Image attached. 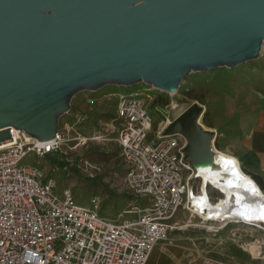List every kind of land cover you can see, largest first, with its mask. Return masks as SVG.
Wrapping results in <instances>:
<instances>
[{
	"label": "water",
	"instance_id": "1",
	"mask_svg": "<svg viewBox=\"0 0 264 264\" xmlns=\"http://www.w3.org/2000/svg\"><path fill=\"white\" fill-rule=\"evenodd\" d=\"M263 46L264 0H0V145L11 128L54 139L83 91L175 93L191 73L257 60ZM205 112L195 101L163 131L186 138L195 166L214 163Z\"/></svg>",
	"mask_w": 264,
	"mask_h": 264
},
{
	"label": "built area",
	"instance_id": "2",
	"mask_svg": "<svg viewBox=\"0 0 264 264\" xmlns=\"http://www.w3.org/2000/svg\"><path fill=\"white\" fill-rule=\"evenodd\" d=\"M152 88L118 91L114 116L100 121L89 137H77L83 144L113 142L121 148L129 208L116 219L103 214L98 196L82 205L70 188L58 194L55 180L45 179L38 166L23 163L29 154L44 156L64 145L69 127L60 128L51 142L15 140L14 131L19 130L11 128L13 140L0 147V264H146L156 245L169 239L178 228L176 220L171 221L181 209L195 208L194 200L202 192L200 166L186 158L183 135L163 134L169 118L150 139L154 117L146 100ZM165 106L155 109L163 113ZM86 119L84 113H75L77 125ZM210 188L224 195L209 184L208 203L219 198ZM224 210L216 212V221L209 220L215 232L230 224H264L228 217ZM200 264L233 263L206 254Z\"/></svg>",
	"mask_w": 264,
	"mask_h": 264
},
{
	"label": "rangeland",
	"instance_id": "3",
	"mask_svg": "<svg viewBox=\"0 0 264 264\" xmlns=\"http://www.w3.org/2000/svg\"><path fill=\"white\" fill-rule=\"evenodd\" d=\"M146 87L145 83L128 87L107 85L97 92L79 93L73 98L69 113L60 120L62 129L69 127V131L65 129L68 133V141L63 145L66 151L64 155L70 161L68 168L52 166L45 155L29 154L23 163L38 166L45 179L55 180L58 194L64 188H70L77 202L86 206L90 204L92 197L98 196L102 201L103 214L113 219L118 218L121 211L129 208V203L124 196L125 169L117 144L106 142L96 146L97 143L91 141L83 144L77 137L79 133L84 137L92 134L96 127L91 119L93 115L101 118L105 114L112 115L115 112L117 98L114 94L118 91L131 92ZM187 91L189 95L186 94ZM262 93H264V48L257 60L234 68L219 67L211 71L191 73L175 93H165L152 88L147 92L151 98L146 100L149 111L154 117L150 139L162 129L164 122L168 120L166 118L173 120L197 101L206 110L205 115L200 119L202 125L216 133L215 145L217 141L219 143L216 147L238 157L242 169L246 171L247 164L240 155L242 152L232 146V141L239 135L247 112L255 106ZM161 94L169 99L163 113L155 109L158 105L156 103L161 101L159 97ZM76 112L84 113L91 121L77 125ZM104 119L100 121L104 122L106 120ZM210 191L214 197H219L215 206L218 207L224 195L221 197L217 190L211 188ZM174 220L178 228L170 232L167 241L156 245L146 264H200L206 254L228 257L224 253L231 247L233 237L231 227L227 226L215 232L204 227L199 217L192 218L191 213L185 209H181L171 222Z\"/></svg>",
	"mask_w": 264,
	"mask_h": 264
},
{
	"label": "bare ground",
	"instance_id": "4",
	"mask_svg": "<svg viewBox=\"0 0 264 264\" xmlns=\"http://www.w3.org/2000/svg\"><path fill=\"white\" fill-rule=\"evenodd\" d=\"M14 137L15 140H18L19 137H22L23 140H31L30 136L20 131H14ZM9 144L10 142L1 144L0 147H6ZM214 151V163L198 167L202 192L194 200L195 208L189 211L191 217H199L202 220L201 223L205 225L204 227L213 230H215L214 221L216 219L212 218L215 217L216 212L223 213V209H225L224 213L229 212L228 217H240L248 221H264V195L259 185L242 169L240 161L235 155L217 147L214 148ZM208 184L224 193V199L218 207L215 206L219 198L214 203L207 202L206 186ZM232 206L233 208L230 209ZM205 207H208L209 211L203 210Z\"/></svg>",
	"mask_w": 264,
	"mask_h": 264
},
{
	"label": "crops",
	"instance_id": "5",
	"mask_svg": "<svg viewBox=\"0 0 264 264\" xmlns=\"http://www.w3.org/2000/svg\"><path fill=\"white\" fill-rule=\"evenodd\" d=\"M247 113L232 146L242 152L240 155L247 164L244 171L253 179L255 176L259 177L264 183V93ZM260 189L264 195V188ZM229 227L233 236L231 247L224 253L228 257H220L228 258L233 264H264V224H230Z\"/></svg>",
	"mask_w": 264,
	"mask_h": 264
},
{
	"label": "trees",
	"instance_id": "6",
	"mask_svg": "<svg viewBox=\"0 0 264 264\" xmlns=\"http://www.w3.org/2000/svg\"><path fill=\"white\" fill-rule=\"evenodd\" d=\"M188 92L189 91L186 92L187 95L190 94ZM159 97L161 98V101H159L160 103L157 102L156 104L161 105V106H165L166 104L169 103V99L167 97H165V95L161 94ZM95 113L98 114L99 112H95ZM113 116H114V113L112 115L111 114L110 115L105 114L101 118L95 117L93 115V117H91V119L94 121V124H93L94 127H95V125L97 127L99 125L100 120H102L103 118H105L106 120H110ZM89 120H90V117L88 119H86L85 121H83V124L88 123V122L91 121V120L90 121ZM99 145L100 144L97 143L96 146H99ZM216 145H219L218 141L216 142ZM117 147H118L119 151L121 152V148L119 147L118 144H117ZM64 154H66V151H65V149H64V147L62 145L59 148L53 150L52 152L47 153L45 155V157H46V159L48 160V162L52 166L61 167V168H68V165H69V162L70 161H69V159ZM254 179L257 181V183L263 189L264 188V183L262 182V180L259 177H257V176H255ZM124 196H125V198L128 201L129 198L127 197V195L125 194Z\"/></svg>",
	"mask_w": 264,
	"mask_h": 264
}]
</instances>
